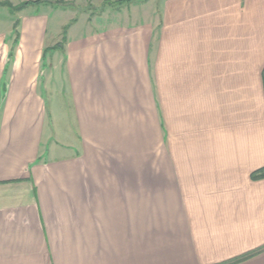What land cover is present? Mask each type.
<instances>
[{
	"label": "crops",
	"instance_id": "1",
	"mask_svg": "<svg viewBox=\"0 0 264 264\" xmlns=\"http://www.w3.org/2000/svg\"><path fill=\"white\" fill-rule=\"evenodd\" d=\"M158 2L50 47L46 4L0 29V264L264 247V0Z\"/></svg>",
	"mask_w": 264,
	"mask_h": 264
},
{
	"label": "rangeland",
	"instance_id": "2",
	"mask_svg": "<svg viewBox=\"0 0 264 264\" xmlns=\"http://www.w3.org/2000/svg\"><path fill=\"white\" fill-rule=\"evenodd\" d=\"M9 1L13 6L21 4L27 0H0V2ZM30 1V0H29ZM34 1V0H33ZM43 1V0H42ZM47 6L42 9L48 11L50 15V25L47 42L52 43V38L56 36L57 27L62 26L61 30L64 34L69 35L70 29L75 30V33L89 32L94 26L97 18H108L107 23H122L127 22V18H135L136 12H142V14L151 15L153 13V2L159 4V0H135L131 4L118 3V0H45ZM116 1V2H115ZM143 5V6H142ZM144 10V12H143ZM155 11V10H154ZM21 12L16 13L15 17L11 16V11L8 8H0V29H9L12 27L11 20L16 21ZM141 14V15H142ZM156 15V12H155ZM16 18V19H15ZM131 18V19H132ZM89 23L92 25H89ZM101 23V21H100ZM106 24V23H105ZM103 24L100 25L102 27ZM75 26V27H73ZM108 26V25H107ZM60 27V26H59ZM64 27V28H63ZM95 27V26H94ZM62 34V37H63ZM62 37L59 38L61 41ZM49 44V47H50ZM49 51V50H48ZM49 99V98H48ZM50 100V99H49ZM50 102H48V108L50 113Z\"/></svg>",
	"mask_w": 264,
	"mask_h": 264
},
{
	"label": "trees",
	"instance_id": "3",
	"mask_svg": "<svg viewBox=\"0 0 264 264\" xmlns=\"http://www.w3.org/2000/svg\"><path fill=\"white\" fill-rule=\"evenodd\" d=\"M135 0H118V3H122V4H131L133 3ZM116 2V1H115ZM41 4H47V1L45 0H27V1H23L21 4L17 5V6H13L12 3H9V1H5V2H0V8L2 7H5V8H8L10 11H11V15H16V13L22 11L23 9L29 7V6H38V5H41ZM18 20L15 21L14 23V27H17L18 26ZM63 42H65L66 40V34L64 32L63 34V37L61 38ZM60 44V43H59ZM251 177L253 179H264V167L263 168H260L259 170L255 171ZM264 251V247L262 248H259V249H256V250H253V251H250L244 255L239 256V257H236L235 259L233 260H229L228 262H225V263H222V264H237V263H240L242 261H245L249 258H251L252 256L260 253Z\"/></svg>",
	"mask_w": 264,
	"mask_h": 264
}]
</instances>
